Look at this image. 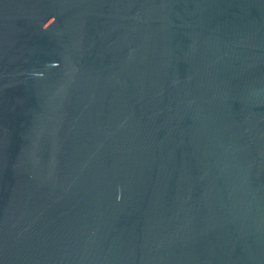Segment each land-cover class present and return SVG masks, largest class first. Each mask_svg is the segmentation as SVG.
<instances>
[{
	"label": "water",
	"instance_id": "obj_1",
	"mask_svg": "<svg viewBox=\"0 0 264 264\" xmlns=\"http://www.w3.org/2000/svg\"><path fill=\"white\" fill-rule=\"evenodd\" d=\"M0 264H264V0H0Z\"/></svg>",
	"mask_w": 264,
	"mask_h": 264
}]
</instances>
